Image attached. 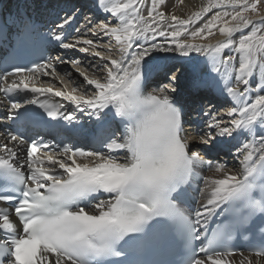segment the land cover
<instances>
[{
	"label": "snow or ice",
	"instance_id": "snow-or-ice-1",
	"mask_svg": "<svg viewBox=\"0 0 264 264\" xmlns=\"http://www.w3.org/2000/svg\"><path fill=\"white\" fill-rule=\"evenodd\" d=\"M164 4L150 0L144 15L145 0H98V8L117 21L92 28L93 35L110 38L102 51L95 50L92 39L65 43V37L53 34L60 47L83 44L79 51L98 58L88 66L91 75L79 60L71 61L83 79L72 78L71 89L52 59L0 74V92L12 101L10 118L23 119L28 113L19 109L36 105L57 123L71 122L75 113L64 111L62 101H67L101 127L109 119L121 126L119 134L92 137L104 151L11 134L0 143V203L7 205L0 207V264H136L116 258L126 257L132 243L147 241L161 223L182 241L181 264H231L226 257L233 255L241 257L239 264H252L251 254L245 257L225 242L242 220L255 225L257 219L261 243L253 251L264 258V0H207L186 19L166 15L160 10ZM213 9L218 11L189 30ZM74 19L69 13L61 31ZM24 27L31 30L30 24ZM216 32L224 39L204 43ZM157 36L170 37L172 46H144ZM229 49L235 56L224 55ZM154 51L185 57L203 52L232 105L223 114L214 108L203 111L210 117V131L197 133L191 142L177 98L176 71L169 69L166 84L147 90ZM45 76L61 87L42 81ZM225 143L235 149V170L210 158L211 149ZM204 171L214 175L201 176ZM194 184L203 202L192 213L187 205ZM194 240L203 242L197 248Z\"/></svg>",
	"mask_w": 264,
	"mask_h": 264
},
{
	"label": "bare ground",
	"instance_id": "bare-ground-1",
	"mask_svg": "<svg viewBox=\"0 0 264 264\" xmlns=\"http://www.w3.org/2000/svg\"><path fill=\"white\" fill-rule=\"evenodd\" d=\"M206 3H207V0H165V4L160 7V10L164 11L166 15L175 14V15L179 16L181 19H186L193 12L199 10ZM145 5H146V7L144 9H142V12L144 15H147V9L150 7V0H145ZM96 9H97V11H96L97 16H100L103 19L101 22H110L113 25H115L117 23V21L111 15L104 13L102 10H100L98 8V6ZM216 11H218V10L213 9L211 12L207 13L203 17L202 20L196 22L193 26L190 27L189 30L191 31L193 27L201 26ZM104 19L106 21H104ZM94 27L95 26H93V28ZM184 38L185 37H181V39H184ZM88 39L94 40L96 45H98V47H96L95 50L102 51L108 45L110 38L108 36L103 35V33H99V35H93V32L91 30L89 32ZM223 39H224V37L222 35H220L218 32H216V34L214 36L209 37V39L204 41V43H213L214 44L217 41H221ZM141 43H143V42H141ZM112 44L113 45L115 44L114 39L112 40ZM151 44H158V45L168 44L169 46H172L170 37L166 38V37H160V36H157L155 38V40L150 39L147 43L144 44V46L150 47ZM113 54L118 55L116 53L115 47H113ZM172 54H173V52L164 53V52L154 51L151 53V56H150L148 62L152 63L153 65H162V64L169 63V65L165 68L164 72L160 75H164L169 69L175 70L176 74L179 76L178 92H182L181 86L183 85L184 82H186V85H189V88H187V86H185V88H187V94H195L194 93L195 91H197V93L200 92L201 89H199L197 87L194 88L193 86H196L194 84L195 82L203 80V77H202L203 71L209 67L208 58L206 57V55L203 52H191L189 54V56H187V57H189V60L186 61L185 63H182L179 59L180 58H186L185 56L180 55V53L178 56L172 55ZM228 54H233L235 56V53H232L231 49L226 50L224 53V55H228ZM84 57H87L86 58L87 60H85V61L81 60L80 54L77 53V60H79L81 62L80 67L88 70L89 75H91L92 70L89 69L88 66H89V64H95L97 62L98 58L93 57L91 55V52L84 53ZM238 60H239V57L237 56L236 57L237 65H238ZM65 73H70L71 76L65 75ZM61 76L64 77V84L67 85L68 89H71L74 86L71 83L72 78H74L79 83H83L82 77H79V75L75 71H72V70H65ZM214 77H215V73H212V72L209 73L208 75H205L204 79L208 80V84H204V85L209 86V84L211 83L213 88H215L216 90H221L223 85L220 82H218V80L215 79ZM50 82L54 85H60L61 86L60 82L54 78L51 79ZM240 87H241V89H243V85H241ZM211 90L213 91L212 88H211ZM225 102L218 101L216 103V106L219 109V112L222 114L226 111V109L228 107L232 106L230 101H228L223 106V103H225ZM223 119L225 121L230 120V118L227 116H224ZM206 131H210V130L205 125V132ZM233 161H235V162H231L229 160V162H227V163L223 162V163L227 164V166L230 169L235 170L236 168L239 167V162L237 159H233ZM204 173L207 176L214 175V173L209 172V171H204ZM195 187H196V185L194 184L193 185V194L198 196V194L195 192ZM200 187L201 188L203 187L202 183L200 184ZM199 199H201V198H199ZM202 202L203 201L201 199L198 206L194 205L193 206L194 210H197L200 207V203H202ZM257 260H259V264H264V259L256 258V257H252V264H256Z\"/></svg>",
	"mask_w": 264,
	"mask_h": 264
},
{
	"label": "rangeland",
	"instance_id": "rangeland-1",
	"mask_svg": "<svg viewBox=\"0 0 264 264\" xmlns=\"http://www.w3.org/2000/svg\"><path fill=\"white\" fill-rule=\"evenodd\" d=\"M86 58H87V57H86ZM211 72H212V71H211V64L209 63V67H208L206 70L203 71V74H202L203 80H204L205 75H208V74L211 73ZM221 105H222V104H221ZM231 162H235V161L231 160Z\"/></svg>",
	"mask_w": 264,
	"mask_h": 264
}]
</instances>
